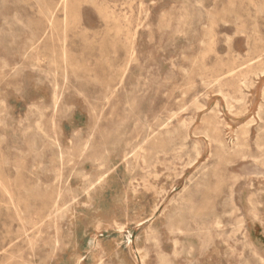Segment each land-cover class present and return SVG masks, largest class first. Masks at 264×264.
Here are the masks:
<instances>
[{
    "label": "rangeland",
    "instance_id": "1",
    "mask_svg": "<svg viewBox=\"0 0 264 264\" xmlns=\"http://www.w3.org/2000/svg\"><path fill=\"white\" fill-rule=\"evenodd\" d=\"M0 264H264V0H0Z\"/></svg>",
    "mask_w": 264,
    "mask_h": 264
},
{
    "label": "bare ground",
    "instance_id": "2",
    "mask_svg": "<svg viewBox=\"0 0 264 264\" xmlns=\"http://www.w3.org/2000/svg\"><path fill=\"white\" fill-rule=\"evenodd\" d=\"M39 1V0H38ZM53 16V15H52ZM189 30V29H188ZM177 33V32H176ZM31 49V48H30ZM127 52V51H126ZM54 53V52H53ZM25 56V55H24ZM186 70V69H185ZM61 72V71H60ZM55 79V78H54ZM63 90V89H62ZM107 97V96H106ZM107 99V98H106ZM55 100V99H54ZM108 101V100H107ZM212 113V112H211ZM215 115V114H214ZM43 116V115H42ZM156 122V121H155ZM137 123V122H136ZM209 123V122H208ZM160 124V123H159ZM207 125H210V124H207ZM45 131V130H44ZM142 132V131H141ZM218 134V133H217ZM50 139V138H49ZM53 143V142H52ZM70 143V142H69ZM88 143V142H87ZM183 143V142H182ZM54 144V143H53ZM193 150V149H192ZM137 151V150H136ZM177 156V155H176ZM166 157H168V156H166ZM23 158V157H22ZM157 158V157H156ZM155 158V159H156ZM174 159H175V157H174ZM177 159V158H176ZM182 159V158H181ZM23 160H24V158H23ZM180 160V159H179ZM99 165V164H98ZM128 165V164H127ZM167 166V165H166ZM168 168V167H167ZM72 174V173H71ZM70 174V175H71ZM58 179V178H57ZM87 179V178H86ZM85 179V180H86ZM56 182V181H55ZM54 182V183H55ZM95 182V181H94ZM83 187V186H82ZM32 190H33V188H32ZM77 190V189H76ZM60 196V195H59ZM23 198V197H22ZM127 200V199H126ZM27 206V205H26ZM29 207H31V206H29ZM172 213V212H171ZM199 214V213H198ZM127 217V216H126ZM141 218V217H140ZM127 219V218H126ZM156 220V219H155ZM136 221V220H135ZM139 222V221H138ZM180 230V229H179ZM181 231V230H180ZM185 240V239H184ZM112 245V244H111ZM187 251V250H186ZM141 252V251H140ZM145 258V257H144ZM142 261V260H141Z\"/></svg>",
    "mask_w": 264,
    "mask_h": 264
}]
</instances>
